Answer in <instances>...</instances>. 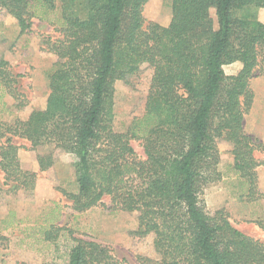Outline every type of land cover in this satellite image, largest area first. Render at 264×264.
Wrapping results in <instances>:
<instances>
[{
    "label": "trees",
    "instance_id": "1",
    "mask_svg": "<svg viewBox=\"0 0 264 264\" xmlns=\"http://www.w3.org/2000/svg\"><path fill=\"white\" fill-rule=\"evenodd\" d=\"M148 1L0 0V13L13 17L20 33L37 20L59 35L48 40L56 61L46 74L44 109L0 121L2 186L29 192L36 181V173L21 170L14 140L31 150L50 146L36 156L38 171L53 166L56 150L75 157L76 189L63 192L75 213L105 198L117 210L140 213L133 233L153 236L156 257L138 256V264H264V242L235 228L225 210L207 211L200 198L220 180L223 141L231 146L232 170L248 186L246 198L258 201L264 147L245 132L244 117L253 102L250 81L264 76V23L257 18L264 0H172L166 27L145 22ZM236 62L240 71L227 76L223 67ZM7 67L0 59V87L17 100ZM142 67L151 70L144 113L116 132L113 85ZM253 221L264 232L262 210ZM53 230L46 241L63 229ZM73 241L63 264H128L101 244Z\"/></svg>",
    "mask_w": 264,
    "mask_h": 264
},
{
    "label": "rangeland",
    "instance_id": "2",
    "mask_svg": "<svg viewBox=\"0 0 264 264\" xmlns=\"http://www.w3.org/2000/svg\"><path fill=\"white\" fill-rule=\"evenodd\" d=\"M171 1L149 0L143 8L145 22L168 26ZM211 16L215 23L213 10ZM257 18L260 22L264 21V9L257 10ZM58 38L53 27L37 20H33L27 31L20 33L17 21L4 11L0 13V59L7 62V70L16 79L15 88L19 96L16 100L0 87L1 122L10 124L15 120H26L32 110L44 109L49 93L46 74L56 61L48 49V40L52 42ZM150 78L151 70L142 67L127 82L114 83V131L126 132L132 122L143 115ZM21 101L26 106L18 110L16 106ZM263 111L264 95L257 96L255 113L251 115L248 127H258L255 120L258 121ZM14 143L18 147L21 170L34 172L37 177L33 190L27 192L14 189L13 183L2 186L3 174L0 171V186L3 189L0 196V264H63L62 260L74 239L101 244L113 256L125 259L128 264H138V256L156 257L153 236L140 239L133 233L139 225V212L117 210L109 198L81 214L71 209V203L63 192H74L76 189L73 155L56 150L53 166L43 173L38 171L36 156L49 152L51 147L31 150L24 140L16 139ZM131 145L136 154L142 156L139 142L132 141ZM230 150L231 146L226 142L218 143L220 180L206 187L200 198L207 211L225 210L235 228L264 242V232L253 221L261 210L264 213V198H261L264 195V174L257 178L255 198L258 201H248V186L232 170ZM261 153L262 158L264 151ZM56 227L63 230L46 241L45 233L51 229L53 232Z\"/></svg>",
    "mask_w": 264,
    "mask_h": 264
},
{
    "label": "crops",
    "instance_id": "3",
    "mask_svg": "<svg viewBox=\"0 0 264 264\" xmlns=\"http://www.w3.org/2000/svg\"><path fill=\"white\" fill-rule=\"evenodd\" d=\"M261 23H264V21H262ZM241 67H242L241 64L236 62V63H233L231 65L224 66L223 70L227 76H234L240 71ZM257 86H259V87H257ZM250 89H251L252 93L254 94L253 95L254 99H253L252 107H251L250 111L244 117V130L248 135L253 137L255 140H257L264 147V111H263V114L259 117L258 121L255 120V122L258 124V127H254V126L248 127V122L253 117L251 115H253V113H255L254 112L255 97H257V96L260 97V96L264 95V76L253 78L250 81ZM262 158H264V157L262 156ZM256 172H257V178L259 176H261L262 174H264V166L258 167L256 169Z\"/></svg>",
    "mask_w": 264,
    "mask_h": 264
}]
</instances>
